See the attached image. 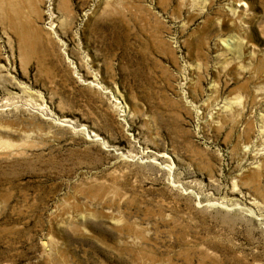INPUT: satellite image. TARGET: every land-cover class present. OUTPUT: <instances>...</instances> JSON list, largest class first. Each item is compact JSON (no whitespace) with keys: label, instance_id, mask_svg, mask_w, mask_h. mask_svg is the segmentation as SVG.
<instances>
[{"label":"rangeland","instance_id":"obj_1","mask_svg":"<svg viewBox=\"0 0 264 264\" xmlns=\"http://www.w3.org/2000/svg\"><path fill=\"white\" fill-rule=\"evenodd\" d=\"M0 264H264V0H0Z\"/></svg>","mask_w":264,"mask_h":264}]
</instances>
